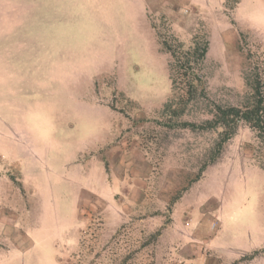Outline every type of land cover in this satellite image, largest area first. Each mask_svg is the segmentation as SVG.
<instances>
[{
	"label": "rangeland",
	"instance_id": "rangeland-1",
	"mask_svg": "<svg viewBox=\"0 0 264 264\" xmlns=\"http://www.w3.org/2000/svg\"><path fill=\"white\" fill-rule=\"evenodd\" d=\"M257 70L264 0H0V264H264V141L198 127Z\"/></svg>",
	"mask_w": 264,
	"mask_h": 264
},
{
	"label": "trees",
	"instance_id": "trees-1",
	"mask_svg": "<svg viewBox=\"0 0 264 264\" xmlns=\"http://www.w3.org/2000/svg\"><path fill=\"white\" fill-rule=\"evenodd\" d=\"M170 54L172 62L170 64V80L172 89L175 92L183 89L188 100L195 96L196 89L200 86L202 90L203 79L200 76V67L206 56L208 44L202 46L194 43L191 49L183 50L181 45L178 52L171 49L166 43L163 44ZM181 86V87H180ZM245 104L241 107H221L215 106L214 117L210 121L199 125L201 129L221 127L220 139L216 143L210 161H215L221 152L223 144L231 137L238 122H245L257 135V138L264 141V76L261 72H254L252 78L246 80ZM176 99L174 98L173 101ZM177 101V100H176ZM169 109V105H166ZM186 126L196 128L193 123H185Z\"/></svg>",
	"mask_w": 264,
	"mask_h": 264
}]
</instances>
